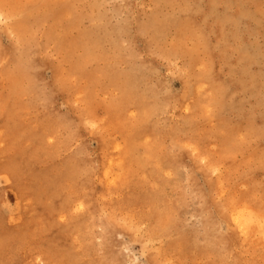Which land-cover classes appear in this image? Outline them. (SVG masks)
<instances>
[{"label":"rangeland","instance_id":"rangeland-1","mask_svg":"<svg viewBox=\"0 0 264 264\" xmlns=\"http://www.w3.org/2000/svg\"><path fill=\"white\" fill-rule=\"evenodd\" d=\"M0 264H264V0H0Z\"/></svg>","mask_w":264,"mask_h":264}]
</instances>
